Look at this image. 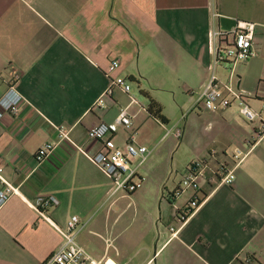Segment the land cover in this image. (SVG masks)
Segmentation results:
<instances>
[{
    "label": "crops",
    "instance_id": "0c3cea01",
    "mask_svg": "<svg viewBox=\"0 0 264 264\" xmlns=\"http://www.w3.org/2000/svg\"><path fill=\"white\" fill-rule=\"evenodd\" d=\"M239 23L255 25V55L217 64L211 33ZM211 76L264 113V0H0V97L13 86L23 100L0 121L2 177L16 189L0 208V264H43L71 216L84 224L78 244L107 264H264V136L254 138L236 107L202 108ZM113 77L134 90L115 88L95 107ZM122 108L134 125L119 126L115 146L148 149L144 186L132 194L114 193L89 157L101 146L88 129ZM59 127L72 143L37 162ZM193 162L204 166L199 191L173 198ZM231 171L232 185L220 184ZM48 197L57 205L45 220L37 209ZM194 198L201 204L180 226Z\"/></svg>",
    "mask_w": 264,
    "mask_h": 264
},
{
    "label": "built area",
    "instance_id": "2783aa9c",
    "mask_svg": "<svg viewBox=\"0 0 264 264\" xmlns=\"http://www.w3.org/2000/svg\"><path fill=\"white\" fill-rule=\"evenodd\" d=\"M255 25L248 23H239L235 29L228 32L213 31L211 39L218 44L215 46L214 55L217 64H233L237 61L248 59L255 55L252 39ZM117 68L118 64H112ZM115 88L120 89L124 94L131 93V85L125 78H110L109 84L103 95L96 101L95 107H104L105 99L113 95ZM130 97V103L136 104L134 96ZM250 97L243 93L233 92L228 88L225 89L217 80L211 76L205 85L199 103L202 108L208 112L218 113L226 108L236 107L239 116L251 125H255V139L264 136V113L258 112L251 108ZM23 105L22 97L17 93L15 88L9 87L6 94L0 97V121L4 114L17 116ZM133 115L128 108L119 110L118 115L112 123H98L88 129V140L94 141L101 146V150L89 156L104 175L108 177L113 186V192H123L132 194L144 186L145 179L139 174V165L145 160L148 149L137 146L134 141H127L124 148H117L112 139L119 126L124 130H130L133 126ZM57 135L53 141L45 143L40 147L36 154L37 162L46 159L58 145L65 142H71L69 130L59 127L56 129ZM179 134V132L177 133ZM240 154L235 157H239ZM3 170L0 168V181L4 184L0 190V208L16 193V189L8 184L2 177ZM204 166L200 162H193L182 173L178 187L173 193V198L179 197L183 192L191 190L198 192L200 183L204 179ZM235 179L233 171L226 173L220 180V184L231 186ZM57 201L48 197L45 198L41 207L37 209L38 215L47 220L46 210L52 208ZM201 201L192 199L183 212L178 215L177 221L182 226L187 218L196 211ZM84 224L77 216H71L67 221L65 230L55 227L57 232L63 237V243L51 258L43 264H107L94 260L77 242L78 234L83 230ZM174 229H171V231ZM177 230V229H176Z\"/></svg>",
    "mask_w": 264,
    "mask_h": 264
},
{
    "label": "trees",
    "instance_id": "16d2710c",
    "mask_svg": "<svg viewBox=\"0 0 264 264\" xmlns=\"http://www.w3.org/2000/svg\"><path fill=\"white\" fill-rule=\"evenodd\" d=\"M147 111L155 119H158L161 123H165L164 118L161 116L162 109L156 102L150 101Z\"/></svg>",
    "mask_w": 264,
    "mask_h": 264
},
{
    "label": "rangeland",
    "instance_id": "374dc122",
    "mask_svg": "<svg viewBox=\"0 0 264 264\" xmlns=\"http://www.w3.org/2000/svg\"><path fill=\"white\" fill-rule=\"evenodd\" d=\"M128 83L131 85V89L134 90V88H135V87H134V84L131 83V82H129V81H128ZM172 125H173V123H172ZM177 125H178V124H177Z\"/></svg>",
    "mask_w": 264,
    "mask_h": 264
}]
</instances>
